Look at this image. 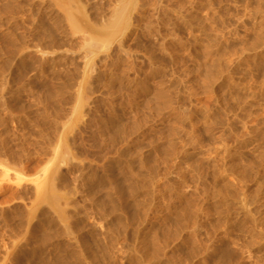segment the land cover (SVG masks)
<instances>
[{"label":"rangeland","instance_id":"1","mask_svg":"<svg viewBox=\"0 0 264 264\" xmlns=\"http://www.w3.org/2000/svg\"><path fill=\"white\" fill-rule=\"evenodd\" d=\"M0 264H264V0H0Z\"/></svg>","mask_w":264,"mask_h":264},{"label":"bare ground","instance_id":"2","mask_svg":"<svg viewBox=\"0 0 264 264\" xmlns=\"http://www.w3.org/2000/svg\"><path fill=\"white\" fill-rule=\"evenodd\" d=\"M129 2V1H128ZM134 4V3H133ZM126 5H128V3L126 4ZM126 8V7H125ZM130 9H131V7H130ZM122 11V10H121ZM125 11V10H124ZM116 210V209H115ZM112 212L114 213V210L112 209ZM45 219V218H44ZM50 222V221H49ZM49 240V237L45 240V242L44 243H46L47 241ZM225 248V247H224ZM221 252H220V257L221 258H226V257H229V255H228V252L225 250V249H223V250H220ZM37 253V252H36ZM57 253H59V252H57ZM233 255V254H232ZM231 256V255H230ZM235 255H233V257H234ZM233 259V258H232ZM224 260V259H223ZM222 260V261H223ZM232 261V260H231ZM226 262V261H225Z\"/></svg>","mask_w":264,"mask_h":264}]
</instances>
